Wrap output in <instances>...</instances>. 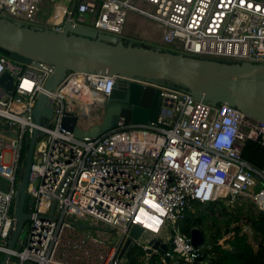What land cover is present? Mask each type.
<instances>
[{"label": "built area", "instance_id": "built-area-1", "mask_svg": "<svg viewBox=\"0 0 264 264\" xmlns=\"http://www.w3.org/2000/svg\"><path fill=\"white\" fill-rule=\"evenodd\" d=\"M43 2L53 13L45 29L55 32L70 23L122 39L133 13L155 23L159 43L173 53L264 64V0H0V18L41 27ZM5 73L14 89L8 93L0 87V123L16 134L10 138L0 132V180L7 188L0 189V256L9 253L8 264H126L119 254L129 239L130 250L143 252L142 264L156 256L160 264H194L209 250L193 246L180 231L194 204H251L264 215V165L256 170L242 157L249 141L264 148L263 123L168 84L134 79L129 82L160 91L156 122L125 125L119 120L106 135L79 140L62 127L63 119L73 116L81 128L93 127L116 77L68 72L46 93L52 66L27 65L0 54V77ZM41 94L52 110L50 129H41L44 135L34 146L25 235L8 251L16 225L11 209L20 150L38 128L32 110ZM81 220L91 229L76 228L73 223ZM133 227L142 230L137 240L130 238ZM242 232L253 236L248 227ZM150 241L171 244L161 255L148 252Z\"/></svg>", "mask_w": 264, "mask_h": 264}, {"label": "water", "instance_id": "water-1", "mask_svg": "<svg viewBox=\"0 0 264 264\" xmlns=\"http://www.w3.org/2000/svg\"><path fill=\"white\" fill-rule=\"evenodd\" d=\"M0 54L27 65L52 66L53 73L44 87L46 93L55 90L68 72L116 77L113 90L102 106L101 121L83 129L75 117L66 116L63 119L62 127L79 140L98 139L115 130L119 120H123L125 125L156 122L162 101L160 91L129 82L134 79L155 85L168 84L210 105L233 107L245 117L264 124V64L201 60L131 42L124 45L122 39L70 23H66L61 32H55L6 18H0ZM0 87L8 93L13 92V78L7 73L3 74ZM32 117L38 128L27 141V152L16 185L12 209L16 225L7 246L8 251H12L18 238L24 236L21 230L30 220V215L24 209L34 146L37 138L44 135L41 129H50L48 123L52 118L46 94L38 96ZM0 132L6 137H16V134L9 132L8 125L2 126L0 123ZM5 185L6 182L0 180V189ZM53 207L54 204L51 213ZM73 224L80 230L91 229L78 222ZM141 233L140 228L133 227L130 238L137 240ZM190 240L193 246L198 247L203 242V236L198 229H193ZM170 244L150 241L148 245L151 249L148 252L159 250L164 255ZM130 248L129 239L124 243L119 259ZM9 260L10 254L5 253L0 264H8Z\"/></svg>", "mask_w": 264, "mask_h": 264}, {"label": "trees", "instance_id": "trees-1", "mask_svg": "<svg viewBox=\"0 0 264 264\" xmlns=\"http://www.w3.org/2000/svg\"><path fill=\"white\" fill-rule=\"evenodd\" d=\"M123 42L124 45L129 43L126 40H123ZM134 44L144 46L140 43ZM26 152L27 144L23 145L20 150L18 183ZM242 157L254 169L260 170L264 165V148L258 143L249 141L243 148ZM236 207L238 208H236L238 214L230 210L224 202L207 205L194 204L192 209L186 212L185 219L179 224L181 233L186 236H190L193 229L201 227L206 218L205 212L208 213V217L214 220H217L218 217L223 218L218 219V221L222 222L225 229H228L225 238H221L219 230L217 231L213 240L207 244L209 250L205 252L206 257L194 264H264V215L259 213L251 204H241ZM24 211L28 212L27 202ZM196 211L197 213H195ZM245 226L251 230L252 238L242 232ZM201 234L204 235L203 232ZM254 245L256 248H254ZM126 264H136L130 251L127 255ZM147 264H160L159 257L152 258Z\"/></svg>", "mask_w": 264, "mask_h": 264}, {"label": "rangeland", "instance_id": "rangeland-1", "mask_svg": "<svg viewBox=\"0 0 264 264\" xmlns=\"http://www.w3.org/2000/svg\"><path fill=\"white\" fill-rule=\"evenodd\" d=\"M86 26H89V23H87ZM124 30L126 32H130L131 34H133L132 38H133L134 42H136V43L143 44V45L148 46L149 48H153V49L160 48L163 51H169V52L173 51V49H171L167 45H163L160 43L157 44V43L151 42L152 39L161 37V32L159 29H157L155 23L149 21L146 18H143V17H140L136 14L130 13L129 17L126 20V25L124 27ZM100 116L102 119V114ZM6 160H7V162L10 160L9 154H6ZM4 190H7V188L5 187ZM229 208L232 211H235V210L237 211V209H238L237 207H235V208L229 207ZM195 213H197V211ZM237 213H239V212L237 211ZM207 214L208 213L205 212L206 218L204 219V222H202L201 227L196 228L200 232L204 233V235H203L204 241L202 244L205 246H207V244L213 240V238L217 234L218 230H219V233L221 234L220 235L221 238H223V237L225 238L226 237L225 233L228 232V229L224 228V226L222 225V222L220 223L218 221V219L221 220L223 218L218 217L217 220H214L213 218L208 217ZM214 218H215V216H214ZM79 222L80 223H86L82 220ZM22 234L25 235V230L22 231ZM110 234H111V237L115 238L114 241H116L117 240L116 234L114 232H111ZM168 248H170V245H168ZM130 252H131L132 258L136 264H142L143 260H145L144 254L140 249L133 247L130 250ZM128 253L129 252H126L124 255V259H125L126 263H127ZM2 257L3 256H0V261L2 260ZM128 258H129V256H128ZM137 260H138V262H137Z\"/></svg>", "mask_w": 264, "mask_h": 264}, {"label": "crops", "instance_id": "crops-1", "mask_svg": "<svg viewBox=\"0 0 264 264\" xmlns=\"http://www.w3.org/2000/svg\"><path fill=\"white\" fill-rule=\"evenodd\" d=\"M51 4L47 3V2H43L40 8V12H39V19L41 20L42 24H40L39 26H41L40 28H48L45 25V21L48 20V18L50 16L53 17V13L51 12ZM135 34V33H134ZM136 35V34H135ZM133 34H131L130 32H126L125 30L123 31V36H122V40H126L128 42L131 43H136L134 42L133 38H132ZM152 43H157L159 44L160 42V37L159 38H154L151 40ZM148 47V46H147ZM247 228V226L243 227V229ZM249 228V227H248ZM250 238V237H249ZM252 238V237H251ZM254 248H256V246L254 245Z\"/></svg>", "mask_w": 264, "mask_h": 264}, {"label": "flooded vegetation", "instance_id": "flooded-vegetation-1", "mask_svg": "<svg viewBox=\"0 0 264 264\" xmlns=\"http://www.w3.org/2000/svg\"><path fill=\"white\" fill-rule=\"evenodd\" d=\"M145 46V45H144Z\"/></svg>", "mask_w": 264, "mask_h": 264}]
</instances>
